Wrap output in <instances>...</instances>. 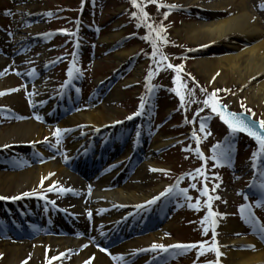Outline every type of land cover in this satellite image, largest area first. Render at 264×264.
<instances>
[{
  "label": "rangeland",
  "instance_id": "374dc122",
  "mask_svg": "<svg viewBox=\"0 0 264 264\" xmlns=\"http://www.w3.org/2000/svg\"><path fill=\"white\" fill-rule=\"evenodd\" d=\"M38 1L43 2L45 4V7H43L42 9H35L34 11H31L30 8H27V13H32V16L29 20L26 21V23H24V19L20 20V18L24 17L27 13H22V15L19 14L16 11L17 5L15 2L0 0V11H3V9L9 7L15 11L13 21L10 18L3 19L2 13L0 14V20L5 23V25L10 29L17 27L13 24V22H18L17 24L19 28L21 27L24 29L26 27L28 29L31 26H34L36 22L42 18L43 13L48 11V9L53 10L58 17H63L61 19H58L57 21H54V19L51 18H46V27L44 28L46 32L45 34L40 35V38L47 35L53 37V39L49 42L50 50L48 52L47 59L37 61L34 57L26 58V64L32 66L31 69L36 68V70H39L43 68L42 65H46V67L49 68V71H51L53 63H55V59L58 57L56 55H64L67 52L69 53L67 59L65 61L61 60V62H59L57 66L54 67V71L46 77L51 86V89L44 95V99L46 102H51L54 98H56L57 94L55 92L58 90V88H63L65 86L64 81L68 76V69L73 67V61H75L74 70L79 69L78 72H80L85 67V70L88 72V78L82 86L80 101L78 103L75 102L76 96L74 95V93H71L69 97L63 96L62 98L65 101H68L69 105L75 106L74 111L78 110L76 113H80L101 104L103 100L109 95V93L115 89L116 86H122V91L124 93L123 96L117 100H114L112 102V105L119 109V111L117 112V117L119 118V120L126 121L128 120L127 117L133 116V113L139 112L140 102L138 101H141L142 98H144V90H147L150 84V79H147V77L149 76V71H153L157 69L158 66H162L163 62L169 63L173 66H181L179 71V81L175 83L174 78L178 74L175 67H158L159 72L156 73L153 82L161 85V87L155 88L150 97L153 98L154 101H157V105L152 107L150 109V112L147 109L144 113L139 114L141 116L145 114H147L148 117L152 116V122L150 123L152 127L150 128V130L155 133L153 136V138H156L155 140L160 141L163 135L169 137L172 141L174 138H180V140L183 139L181 142H179H183V144H174L175 146H170L169 148L162 149L161 151L157 150L154 152L152 150H148L151 143L148 145V148L144 154V163L156 165L154 169H156L157 171L152 170L155 178V180L153 179L154 183H165V185L161 187V189L157 193L153 194V196L148 199L159 196V193L164 192V190L169 185L180 180V189L182 187L187 188V196L192 197V200L190 202H196V199L199 198L200 204L202 205V203L207 200V197H204L200 192V189H202L203 185L202 182H204V180L200 174L193 173V169L202 167L203 160H201L200 156L197 153H194V149L199 146L200 150L204 154H206L205 152H209L210 150V145H212V143L220 141L227 131L226 128L218 122L216 113H213L211 111L210 106H205L203 103V101L210 94L209 90L219 89L220 91L217 92L219 100L225 102L231 109H247L250 110L248 112H253L256 118L264 120V102H262L261 104L251 105L248 101V96L245 93L247 89L246 86H240V84L237 83H231L230 86H225V84L216 85L215 81L216 78L220 75V71H216V73H214L210 79H207V73L200 70V68L196 66L195 63H197L198 60L202 59V57L207 59H215L216 57L223 55L221 49H203L205 47L198 45V41L195 37H189L182 31V28L187 23L213 21L219 18L231 16L232 14H234V10H231V6H228L227 8L219 10L217 12L209 13L208 11H202L198 8L196 9L195 5L198 4L194 3L190 4L191 8L189 10L169 11L165 7H161V9L158 8L157 5L159 0H157V2L155 3L149 2V0H137V3L142 5L144 11L148 13L147 23L152 24L154 27H158L161 25L163 26L164 31L161 33V36L168 41L167 43H164L162 39L156 37V33L154 31L150 32L149 28H147L145 24L140 21V9L134 6L131 3V0H93L92 5L85 7V10L88 9L85 12V15H88L89 17L94 16V18H97L96 23L100 28V34L97 36L98 39L96 40L97 42L94 51L90 50L92 54L89 53L88 55H86L83 53L74 54L72 50H70V45L68 44V42L60 37L65 35L63 33L57 32L59 29H66L67 31H70L72 25L73 28H77L80 20L79 13L77 10L73 11V8L77 7L79 0ZM162 1L165 2L164 0ZM166 1L175 2L180 6H184L185 4V0ZM207 1L211 2L212 0ZM249 1H251L250 8L252 10L257 13H260L262 11V19L264 21V10L259 7V5L261 4L260 0ZM168 2L165 3L170 4ZM28 3H30V0L26 2V5ZM133 12L137 13V17L132 16ZM165 12H167V16L164 15ZM60 13H62V15ZM213 14H216L219 17H216ZM68 17L70 19H68ZM138 23L140 24L139 27H137ZM27 25L29 26L27 27ZM51 29L53 30L51 31ZM116 31H122V34L114 42H112L110 46L106 47V43L103 42V38L109 33ZM145 36H149L150 38L146 40L144 39ZM184 36L186 38L183 39L182 37ZM36 37H39V35L32 37L30 34H25L23 36V40L25 39L24 43L34 44L38 40ZM153 41H155L156 43V49H154L152 46ZM240 45L241 48H244L245 46L241 43ZM133 46H137V49L133 54L128 56V60L126 59L121 65L124 66L128 63V65H125V68L122 69V72H125L127 70V72L124 74V77H120V79L115 84L116 86H113V82L114 80H116V78H111L105 86H103L102 88H98V99H95V103H88V91L93 90V86H95L96 84L98 85L103 80V78L105 80L104 83H106L107 75H112L114 73V70L119 67L115 61V53L125 48H131ZM154 51L162 54L167 59L158 60L155 56L152 55ZM19 65L21 66L22 64L20 63ZM138 65L141 66V72L139 76L135 81L126 83L128 79L135 76L134 70ZM78 72L75 71L73 77ZM181 85H183V87H181ZM168 87L180 88V91L184 95L183 106H181L180 97L176 94L175 91L169 90ZM11 88L16 90L12 92L4 90L1 92L5 93L3 96H10L13 92V94L17 95V97L19 98V102L17 105L11 107L14 108L17 112L21 113V115L16 120L7 118L0 119L1 127H5L13 123H18L29 118L34 110L32 106L29 105L30 103L34 104V101L32 102V100L30 99L31 96H34L36 94V91L33 87L27 89L24 88L23 83H21L16 77L10 89ZM60 99L61 97L58 99V102H61ZM241 104L244 105L243 108L241 107ZM202 114H211L210 118L204 121L206 125V132L210 133L207 136L199 130V116ZM168 117L171 118L170 121L166 123V126L162 127L163 125L162 123L160 125V122L164 123V121L167 120ZM128 124L129 123H127L125 127ZM108 125L109 124L105 126ZM46 128L49 131L43 132L40 136L39 141L46 140L47 142L52 143L59 150L57 153V160H60L62 158L61 155H63V151L61 149L67 151L75 139L70 136V132L65 131L64 133L66 134H61L60 142L57 143V137L54 135L57 126L49 124L46 125ZM81 130L83 132L88 131L85 125L81 128ZM193 131L199 133V144H197L196 140L189 139L190 137H192ZM251 142L246 139V137H242L241 140H238V145H240V152L236 158V161L228 165H216V168L214 169V173H217L216 178L210 180V182H206V185L211 191V194H213V196L219 197V199L215 201L216 208L221 213L227 214L231 212V215L234 213V216H230L229 218L241 227L240 231H236L234 233H225L220 228L219 235H221V237L229 235L231 237H244V239H251V237L247 236L250 230L247 228V230L249 231L246 232L247 235H245L244 228L240 222L241 218L235 215L236 207L238 208L239 203L242 202L240 190L243 188L245 181L251 176V171H247L249 166L247 165V163L251 162L252 157L250 151L252 145ZM189 145V149L191 150L185 151L183 147H187ZM32 149H37L35 144H31L30 146L19 144L10 147L6 151H3L4 158L0 157V164L6 166V168L3 170L11 169L8 167V164L14 165L15 168H17L16 164L19 165L18 167H28L33 165V157L21 158L16 153L18 151H31ZM261 155L262 162L264 160V153ZM231 159H233V155H231ZM262 164L264 165V163ZM138 165L141 166L142 163L139 162ZM243 166L244 168L241 170L240 168H242ZM243 170L246 171L243 173ZM131 174L132 172L129 171L127 174L128 179ZM217 177H219V179H217ZM193 184L196 185L195 188L191 187V185ZM64 185V182H62L61 180H56L53 183H49V180H44L38 182L37 184H34L31 189L22 193L28 192L37 194L41 192L57 205L58 200H60L64 192L61 193L58 191V193L51 196L49 186H52L55 189H59L61 187L65 188ZM153 186L154 185L144 187L145 190L141 192H148L152 189ZM121 187L122 185H117L115 189ZM225 191H227V195ZM138 192H140V190ZM13 193L14 188H11L7 192H5V195L0 196L18 197L14 196ZM22 193L20 194L21 196L19 195L20 197L17 198L18 200H24L28 203H32L35 199L34 197H32V195L23 196ZM149 201L150 200H148V202ZM227 208L228 212L226 213ZM203 212L204 211L202 209L200 213H193L192 209H189L186 206V211L178 212L176 215H174L173 218H169V220L165 224L155 229V231L150 232L149 236L152 239L154 238L152 244L156 243L167 245L175 243V241L198 240L203 238L204 234L201 231V224L198 220ZM261 213L264 216V207L261 208ZM225 217L226 215L219 218V225L223 224L222 221L225 219ZM191 221H195V223H192ZM237 233H239V235H237ZM42 236L44 235H37V237ZM14 240L17 242L13 241V243H20L30 241L31 239L16 238ZM9 242L0 241V244ZM249 242L252 247H256L257 243L253 241ZM1 257L2 254H0V259ZM21 257L22 260L18 264H26L31 260L32 254H23ZM220 261L222 264H227L225 258L223 260L222 258H220Z\"/></svg>",
  "mask_w": 264,
  "mask_h": 264
},
{
  "label": "bare ground",
  "instance_id": "6f19581e",
  "mask_svg": "<svg viewBox=\"0 0 264 264\" xmlns=\"http://www.w3.org/2000/svg\"><path fill=\"white\" fill-rule=\"evenodd\" d=\"M194 3L209 13L223 10L228 6H231V10H234V14L225 18L206 22H191L184 25L182 28L183 33L189 37H195L198 45H204L209 49L219 48L223 52V55L215 59L202 57V59L195 63L196 66L207 73V79H210L216 71H220L221 73L215 81L216 85L225 84V86H230L231 83H237L240 86H246L245 93L251 105L264 102L263 13H257L252 10L250 8L251 1L249 0H212L211 2L207 0H185L186 5ZM44 5L43 2L35 0L27 5L19 4L18 8L20 10L30 8L31 11H34L35 9H42L45 7ZM214 16L219 17L216 14ZM45 27V20H41L34 27L35 30L33 31L36 33ZM24 33L25 30H19L16 39L18 40ZM121 34L122 31L109 33L103 38V42L108 46L120 37ZM182 38L184 39L186 37L184 36ZM240 43L245 45L244 48H241ZM136 49L137 46H133L115 53L114 57L117 65L120 66ZM49 50V43L44 41L43 45H37L28 50L27 56L34 57L37 61L46 60ZM27 56H19L16 58L15 63L23 62ZM12 63V59L0 56V71H7L14 68L15 66ZM140 72L141 66L138 65L134 70L135 76L128 79L126 83L135 81ZM47 75H44L41 80L36 81V83L30 86L36 88V102L42 101L45 93L51 89L50 82L46 78ZM14 81V74L1 77L0 91L11 87ZM122 90V86H116L101 104L83 112L72 114L58 123V128L71 131V137L75 139L68 151L63 154L61 161H53L48 156H41L39 162L34 166L13 172L0 171V195L3 196L5 192L14 188L13 194L16 196L31 189L38 182L49 180V183H53L56 180H61L64 182L66 188L72 189L73 191H69L68 196L66 195L60 203L67 210L71 209L79 213L84 209H87V211L92 209V227L94 228V234L103 235V233L108 234L109 232L111 234L115 224L125 219L131 209L136 208L138 203L152 197L153 194L157 193L165 185V183L153 182L155 178L152 169L156 165L143 163L137 168L130 180L118 189H105L106 185L108 186L110 184L109 182L114 175L108 174L105 178H100L101 176L98 172L102 169H94L95 173L93 176L96 177L94 180L95 184L91 188L88 187L89 191H84L87 186L81 180V172L79 169L93 170L94 161L92 163L90 160V157L93 155L91 151V140L97 129L105 124L115 123L119 120L117 117L119 109L114 107L112 102L123 96L124 93ZM18 99L15 94L0 96V105L15 106L19 102ZM47 110V107H41L37 115H43ZM84 125L88 130L87 132L81 130ZM48 131L46 126L38 123L36 118L13 123L5 127L0 126V145L6 146L14 143L27 145L30 142H37L41 134ZM136 131L139 132V129H136ZM134 141L141 144L140 146L137 143L134 144L135 150L143 146L141 138L136 137ZM171 142L173 141L169 137L163 135L160 141L154 140L151 143L150 150L155 152ZM110 146L114 154H116L114 158L122 153L119 160L129 159L133 151V146H131L121 152V144L118 141L111 142ZM40 151L42 152L43 150L41 149ZM96 156L98 157L96 161L107 160L103 154ZM63 161H69L71 166H67ZM89 165L91 169H89ZM126 168L127 164L122 169ZM71 170L78 172L80 175L71 172ZM151 185H154L151 190L141 192L145 190L144 187ZM137 190H140V192ZM225 192L227 195V191ZM84 201L85 203H83ZM227 210L228 208L226 209V213ZM79 213L72 218L61 217L62 220L54 219L53 222L55 225L52 226L57 228L64 222H80ZM40 215L43 219L45 218L43 213H40ZM80 215L82 216L83 214L80 213ZM240 229L241 227L232 219L226 217L223 220L221 226L223 232L234 233L240 231ZM90 239L89 234L83 237L77 235H50L29 243H2L0 244V254H2L0 264H18L22 260L21 256L29 253L32 254V258L26 264H111L109 259L93 246L82 249L81 251L79 250ZM153 241L154 238L152 239L149 235L141 238L139 241H124L121 245H116L113 248L111 256H124L126 260H134L138 253H132V250L148 247ZM249 241H252V239L231 237L229 235L222 236V248L226 254L225 259L227 264H264V248L259 246V244L251 251L233 249L234 246H240ZM61 253L64 255H60ZM52 257L59 259H52Z\"/></svg>",
  "mask_w": 264,
  "mask_h": 264
},
{
  "label": "snow or ice",
  "instance_id": "6c2138e0",
  "mask_svg": "<svg viewBox=\"0 0 264 264\" xmlns=\"http://www.w3.org/2000/svg\"><path fill=\"white\" fill-rule=\"evenodd\" d=\"M149 2L155 3V2H157V0H149ZM131 3L134 6H136L137 8L140 9V13H141L140 21L142 23H144L147 28H149L150 32L154 31L156 33V37L157 38H160V39L163 40L164 43H167L168 41L161 36V33L164 31L163 26L161 25V26H158V27H154L152 24L147 23L148 13L144 11L143 6L138 4L137 0H131ZM157 6L158 7H166V8L178 7L177 5H160V4H158ZM259 7L261 9H264V4H260ZM5 14H10V12L6 11ZM48 15H51V13H48ZM164 15L167 16V12H165ZM132 16L133 17H137V13L133 12ZM139 26H140V24L138 23L137 27H139ZM60 31L61 32H67L66 29H61ZM9 35H11V33H9ZM149 38H150L149 36H145L144 37V39H146V40L149 39ZM152 46H153L154 49H156L155 41H153ZM77 47H78V45H77ZM152 55L156 56V55H158V52L154 51L152 53ZM166 59L167 58L161 54V60H166ZM167 67L168 68H173V67L176 68L178 74L174 78V83L179 81V71H180L181 66H179V65L173 66L171 64H168ZM74 68H75V61H73V67L68 69V73L67 74H68L69 78H71L73 76ZM75 71L78 72L79 69H75ZM151 76H152V73L150 71L149 72V76L147 77V79H151ZM181 87H183V85H181ZM15 90L16 89H9L8 91H15ZM172 91H175L176 94L180 97L181 106H183V104H184V95L180 91V88H174V89H172ZM218 91H220V90L217 89L213 93L209 94V96L203 101L204 105L205 106H210L211 111L213 113H217L219 115L220 119L227 125V127L229 128L231 133L235 134L237 132H245V133L248 134V136L253 137L255 139V141H256V143L258 144L259 147H258L257 150L253 151V153H252V160H253L252 167L253 168H257L258 167V165L256 163L257 158H258V156L261 153H264V131H258L257 130V126H259V128L261 130H264V120H260V121L257 122L255 120L249 119L247 116H245L244 113H236V112L227 111V106L226 105H219L217 103L215 93L218 92ZM4 94L5 93L0 92V95H4ZM144 107H145V104H144L143 98H142V102L139 105L140 111L137 112V113H133V116L139 115L143 111ZM241 107L243 108L244 105L241 104ZM248 111H250V110L245 109V112H248ZM127 118L128 119H132V116H129ZM37 119H40V117H37ZM199 130H200V132L204 133L206 136L210 134V133L206 132V125H205L203 119H201ZM65 131H68V130L56 128V130L54 132V135L57 137V143L60 142L61 134H62V132H65ZM137 135H139V133ZM192 136H193L194 139H196L197 144H199L200 143V139L197 137L195 131H193ZM45 139H47V138H45ZM227 139L228 138L226 137V140ZM230 148H231V144L230 143L225 145V146H223V147L221 146L220 143H217V144L212 146L211 160L215 162L214 166L220 164L222 161H227V160L231 159ZM188 150L190 151L191 149H188ZM196 151H197V154L200 156L201 160L206 162L208 157H205L204 154L200 151L199 148H197ZM152 170L153 171H157L156 169H152ZM194 171L197 174H200V175L204 174L203 166L201 168L195 169ZM189 175H191V174H189ZM259 175H260L261 179L259 180L258 184L254 183L252 185V187H258L261 190V198L257 199L255 201V203H256L257 206L264 207V169L260 170ZM217 179H219V177H217ZM191 187L195 188L196 185L193 184V185H191ZM217 187H218V185H217ZM49 191H59V192L63 193V192H69V191H73V190L69 189V188H63V187H61L59 189H55L52 186H49ZM171 191H172V187L166 188L164 192H161L159 194V196L154 197L153 200L150 201L149 203H155L156 200H158L160 197L164 196L166 193H170ZM180 191L182 193L186 194L188 190L187 189H180ZM200 192H201V194L203 196L207 197V200L205 201V204H206L207 209H208L206 215L201 219L200 223H201V225L203 227V232L205 234H207L209 228L211 227L212 234H213V243L211 245V250L215 251L217 256H220V255H222V253L219 251V246H218L217 242L215 241L216 225H217L216 217L217 216H224L226 214L225 213L214 212L212 210L211 201L214 200V199H219V197L218 196L209 195V189H208L206 184L204 185V187L202 189H200ZM33 194L34 193H28V192L22 193L23 196H29V195H33ZM17 198L18 197H2V196H0V199H13V200H15ZM186 198L189 201L192 200V197H190V196H186ZM245 199H247V196H245ZM188 206L190 208L196 210V211H199L200 207H201L199 198L196 199V203H191L190 202ZM238 207H239V212H240L241 218L243 220H245L249 224L257 225L258 228H259V232L261 234V238L264 239V225L259 224V221L254 216V213L252 211V205H250V204H241ZM89 215H91V213H89ZM237 235H239V233H237ZM197 244H199V246H200V253H203L204 251L208 250L207 248H205V245L207 244V241H200V242L192 243V244H177V245H171V246H167V247L165 245H163V244L153 243L151 245V248L153 250L159 249L161 251H168L169 247H174V248H180V249L187 250V249H191V248H196ZM105 251H106V249H105ZM60 255H64V254L61 253ZM52 259H56V257H52ZM113 259L119 260V259H122V257L113 256ZM217 264H219V262H217Z\"/></svg>",
  "mask_w": 264,
  "mask_h": 264
},
{
  "label": "water",
  "instance_id": "95a60500",
  "mask_svg": "<svg viewBox=\"0 0 264 264\" xmlns=\"http://www.w3.org/2000/svg\"><path fill=\"white\" fill-rule=\"evenodd\" d=\"M245 116H247L249 119H251L249 115H246V114H245ZM257 130H258V131L261 130V129L259 128V126H257Z\"/></svg>",
  "mask_w": 264,
  "mask_h": 264
},
{
  "label": "trees",
  "instance_id": "16d2710c",
  "mask_svg": "<svg viewBox=\"0 0 264 264\" xmlns=\"http://www.w3.org/2000/svg\"><path fill=\"white\" fill-rule=\"evenodd\" d=\"M159 9H161V7H158Z\"/></svg>",
  "mask_w": 264,
  "mask_h": 264
}]
</instances>
